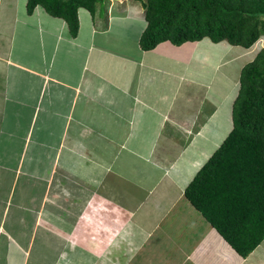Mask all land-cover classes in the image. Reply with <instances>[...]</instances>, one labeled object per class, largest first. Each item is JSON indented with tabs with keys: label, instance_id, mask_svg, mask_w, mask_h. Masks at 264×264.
Listing matches in <instances>:
<instances>
[{
	"label": "crops",
	"instance_id": "crops-1",
	"mask_svg": "<svg viewBox=\"0 0 264 264\" xmlns=\"http://www.w3.org/2000/svg\"><path fill=\"white\" fill-rule=\"evenodd\" d=\"M146 1L80 8L72 35L0 0V264H264L184 193L233 128L240 52L144 50Z\"/></svg>",
	"mask_w": 264,
	"mask_h": 264
},
{
	"label": "trees",
	"instance_id": "trees-1",
	"mask_svg": "<svg viewBox=\"0 0 264 264\" xmlns=\"http://www.w3.org/2000/svg\"><path fill=\"white\" fill-rule=\"evenodd\" d=\"M101 0H28L66 21L72 35L78 11L95 14ZM144 50L170 41L210 38L252 47L261 36L264 0H147ZM185 196L243 257L264 239V48L244 65L233 106V129L185 188Z\"/></svg>",
	"mask_w": 264,
	"mask_h": 264
},
{
	"label": "rangeland",
	"instance_id": "rangeland-1",
	"mask_svg": "<svg viewBox=\"0 0 264 264\" xmlns=\"http://www.w3.org/2000/svg\"><path fill=\"white\" fill-rule=\"evenodd\" d=\"M23 2H24V0H19V4L21 5V7H24ZM233 47H235L234 49L237 52H240L239 53L240 54L239 55V61H238L237 64H234V65H238L239 68H242L245 64H247L248 62H251L255 58V56L257 54L256 52L259 51V50H261L262 48H264V19L262 20V25H261V36H260L259 40L252 46L251 49H249V50L246 51L245 50L246 48H243L241 46H233ZM210 49L213 50V47L210 46L208 48V50H210ZM233 54H235V53H233ZM230 131H231V129H230ZM226 133H227V130L222 131L221 137H223ZM216 142L217 143L215 145H213L211 147L210 146L207 147L206 154L208 152H210V150H212L214 148L213 151H212V154H213V152L216 151L219 148V146L222 144L223 140L221 141V138H220ZM210 156L211 155H209L208 157L210 158ZM204 162L206 163L207 162V159Z\"/></svg>",
	"mask_w": 264,
	"mask_h": 264
}]
</instances>
